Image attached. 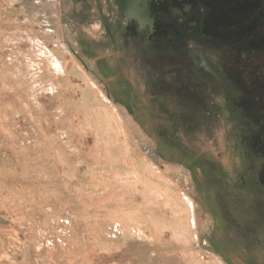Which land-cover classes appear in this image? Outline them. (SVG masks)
<instances>
[{"label": "rangeland", "instance_id": "374dc122", "mask_svg": "<svg viewBox=\"0 0 264 264\" xmlns=\"http://www.w3.org/2000/svg\"><path fill=\"white\" fill-rule=\"evenodd\" d=\"M0 264H264V0H0Z\"/></svg>", "mask_w": 264, "mask_h": 264}, {"label": "crops", "instance_id": "0c3cea01", "mask_svg": "<svg viewBox=\"0 0 264 264\" xmlns=\"http://www.w3.org/2000/svg\"><path fill=\"white\" fill-rule=\"evenodd\" d=\"M152 1V0H151Z\"/></svg>", "mask_w": 264, "mask_h": 264}]
</instances>
